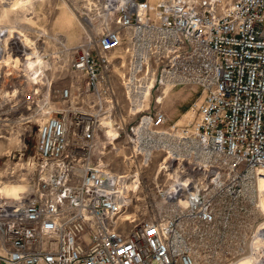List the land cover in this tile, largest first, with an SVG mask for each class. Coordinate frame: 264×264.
Wrapping results in <instances>:
<instances>
[{"label": "built area", "instance_id": "1", "mask_svg": "<svg viewBox=\"0 0 264 264\" xmlns=\"http://www.w3.org/2000/svg\"><path fill=\"white\" fill-rule=\"evenodd\" d=\"M108 6L55 80L24 63L0 77L11 81L0 138L18 131L21 145L36 125L31 157L10 164L5 152L3 179L24 188L0 196V264H264V0ZM10 53L28 59L17 44ZM167 84L201 87L180 129L165 125ZM134 97L146 102L139 111ZM109 128L131 162L119 172L103 158ZM177 133L198 144V161L165 150ZM163 149L155 178L166 177L148 182L144 169ZM135 196L141 209L126 212Z\"/></svg>", "mask_w": 264, "mask_h": 264}, {"label": "rangeland", "instance_id": "2", "mask_svg": "<svg viewBox=\"0 0 264 264\" xmlns=\"http://www.w3.org/2000/svg\"><path fill=\"white\" fill-rule=\"evenodd\" d=\"M107 1L108 0H0V36L3 35L4 37H0V42H2L4 50L0 54V77L3 76V78H6L8 74L4 75V70L8 67H16L17 63H19L20 59L13 57L10 50H12L14 44L18 45L19 41H23L21 47H19L26 56H30L28 57L30 66L27 61L21 60V62L25 64L23 67L24 71H28L29 73L31 71V73H34L38 72L42 67H45L46 71H48V79L55 80L58 77L57 71L60 70L57 69V66L68 63L69 59L72 58L75 50L74 48L78 47L84 40L89 38L92 40L95 33L99 31L102 23V12H104L103 8L104 5L107 6L105 3ZM137 1H147L154 5L160 0ZM195 1L204 3L208 0ZM35 44L36 47L46 55V58L44 57L45 62L43 63L38 59L37 65L35 64V58L39 57V54L34 58L35 52L33 51L32 55L31 51H28V49L34 47ZM38 44L41 46V49ZM8 46L10 50L7 48ZM65 49L67 51H65ZM115 80L117 79L115 78ZM5 82V80H1L0 78V85H4ZM115 84L117 85L121 100L119 101L124 103L122 86L118 83V80ZM168 85L169 84H167L163 90V100L161 103V108L166 114L165 125H176L177 129H180L194 119V113L190 110V107L201 95V87L193 84L178 85L175 87H170ZM2 95H5V92L0 90L1 103L4 99ZM130 101L133 111H139L146 105V102L141 103L137 97L131 98ZM28 129L30 132L21 145L18 144L17 141L18 131L9 132L4 139L0 138V175L2 178H0V190H2L0 194L6 191L10 192L12 196L15 194L13 193V186H11L13 183L6 182L2 177L3 168L7 162L5 152L10 151L14 156L9 163L18 165L26 160L27 157H31L35 152L36 125L30 124ZM165 129H167V127H165ZM166 131L168 132V130ZM107 135L109 138V146L106 152H104L103 158L104 161L108 163L110 169L114 172H119L126 167V164L131 166V162L126 163V161H124L128 154L127 149L123 147L125 146V138L120 137L116 141H113V139H116L117 134L116 130L112 128L108 129ZM175 135L183 136V134L180 135V133H177L173 136H166L164 139V146L167 145V149L165 148V150L169 152V155H171L173 150L178 153L179 161L182 159L188 161V157H198V155H200L201 152L198 144L193 141L181 143L184 142V139L181 138L182 141L174 139L176 138ZM150 142H153L152 139ZM145 149V154L148 157V155H151V149ZM165 150L163 149L161 153H152V160L144 169V174L147 176L148 182H154V179L155 182H158L159 180H164V177H166L161 171L157 179L155 178L160 158L166 155ZM192 160L198 161L199 157L192 158ZM258 188L264 190V179L258 181ZM135 197L137 201L132 202L127 212L141 209L142 202L140 200L142 197ZM261 207L264 210V195L261 196ZM242 264H248V261L244 260Z\"/></svg>", "mask_w": 264, "mask_h": 264}, {"label": "bare ground", "instance_id": "3", "mask_svg": "<svg viewBox=\"0 0 264 264\" xmlns=\"http://www.w3.org/2000/svg\"><path fill=\"white\" fill-rule=\"evenodd\" d=\"M119 2H121V3L124 4V3L126 2V0H124V1H123V0H108V1L106 2V4H107V7H109L108 5H110V4H118ZM2 37H3V35L1 36V38H2ZM3 38H4V37H3ZM21 43H23V41H19V42H18V44H21ZM8 47H9V46H8ZM8 47H7V48H8ZM35 47H36V44L34 45V48H35ZM3 51H4V50H3V45H2V42H0V54H1ZM28 51H31V54L33 55V53H32V52H33V49H32V48H29ZM24 54H25V53H24ZM34 54H35V53H34ZM25 57H26V55H25ZM28 57H30V56H28ZM32 57H33V56H32ZM19 59H20V61H19V63H17L16 67H18V66L20 65V63H22V62H21L22 59H21V58H19ZM26 61L28 62L29 66H30V61H28V59H26ZM34 65H35V64H34ZM16 67H15V68H16ZM15 68H14V67H13V68H11V67L9 68V67H8L7 69L4 70V73H3V74L6 75V74H7L6 72H7L8 70H10V69H11V70H14ZM30 73H31V71H30ZM31 79H32V78H31ZM9 83H11V81H7V82L4 83V85H0V90H3V92H6V89H7ZM163 93H164V92H163ZM8 96L11 97V95H8ZM161 96H162V94H161ZM2 97H4V95H2ZM0 103H1V102H0ZM151 144H152V143H151ZM148 146H149V147H148ZM146 148H147V149H149V148L151 149L152 146H150L149 144H147V145H146ZM178 157H179V156H178ZM188 158H189V157H188ZM181 161H182V160H181ZM181 161H179V162L182 163ZM159 166H160V164H159ZM161 167H162V165L160 166V168H161ZM166 174H167L169 177H172L173 180L178 181V182L180 181L179 178H178L175 174H171L170 172H166ZM0 186H1V185H0ZM11 186H13V191H14L13 193H15L13 196H12V194H11L10 192H7V191H6L5 193L3 192L2 194H0V196H1V197H15V196L17 195L18 191H20V190H22V189L24 188L23 183H13V185H11ZM4 187H5V186H4ZM1 191H2V190H0V192H1ZM126 212H127V211H126ZM3 250H4V249H2V252H1L2 254L4 253Z\"/></svg>", "mask_w": 264, "mask_h": 264}, {"label": "crops", "instance_id": "4", "mask_svg": "<svg viewBox=\"0 0 264 264\" xmlns=\"http://www.w3.org/2000/svg\"><path fill=\"white\" fill-rule=\"evenodd\" d=\"M18 46H20L21 47V44H18ZM2 251V249H0V252Z\"/></svg>", "mask_w": 264, "mask_h": 264}]
</instances>
